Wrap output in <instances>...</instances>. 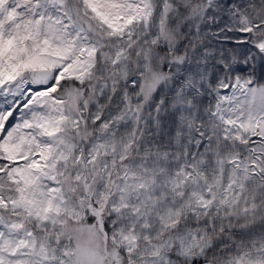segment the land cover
Wrapping results in <instances>:
<instances>
[{"label": "snow or ice", "instance_id": "obj_1", "mask_svg": "<svg viewBox=\"0 0 264 264\" xmlns=\"http://www.w3.org/2000/svg\"><path fill=\"white\" fill-rule=\"evenodd\" d=\"M0 264H264V0H0Z\"/></svg>", "mask_w": 264, "mask_h": 264}]
</instances>
